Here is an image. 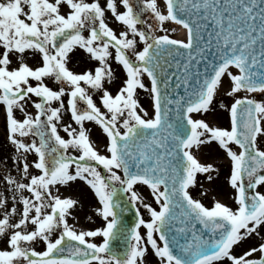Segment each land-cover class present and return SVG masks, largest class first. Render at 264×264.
Wrapping results in <instances>:
<instances>
[{
    "label": "snow or ice",
    "instance_id": "6c2138e0",
    "mask_svg": "<svg viewBox=\"0 0 264 264\" xmlns=\"http://www.w3.org/2000/svg\"><path fill=\"white\" fill-rule=\"evenodd\" d=\"M119 4L124 11L117 0H0V104L17 172L3 176L6 191H0V264H144L149 245L160 264H264V243L241 255L232 251L264 225V191L257 190L264 186V148L258 144V137L264 140V101L248 95L264 93V0H166V11L157 0ZM109 11L127 30L118 35L109 26ZM145 11L154 23L143 19ZM169 20L186 29V39L156 34L157 28L167 32ZM76 48L98 65L73 71L69 54ZM112 49L126 70L115 95L105 87L113 79ZM28 50L40 54V66L25 62ZM145 74L154 99L151 118L137 111L135 98L137 88H145ZM225 78L227 95L235 97L230 106L220 103L230 112V127L213 126L193 114L214 110ZM242 91L246 95L239 97ZM65 112L77 125L63 124L68 138L58 127ZM86 121L102 127L105 153L90 139ZM215 144L231 161L235 208L215 197L207 205L190 191L198 174L216 182L220 170L194 152L211 155ZM78 179L98 199L103 227L78 231L69 224L80 202L62 196L57 186ZM137 184L151 189L159 210L144 203ZM124 196L133 206L142 204L151 219L137 206L134 226L123 225L117 209L123 211ZM96 237L102 242L87 239ZM38 239L45 250L33 246ZM120 240L127 245L123 252L114 246ZM254 253L261 255L255 259Z\"/></svg>",
    "mask_w": 264,
    "mask_h": 264
},
{
    "label": "rangeland",
    "instance_id": "374dc122",
    "mask_svg": "<svg viewBox=\"0 0 264 264\" xmlns=\"http://www.w3.org/2000/svg\"><path fill=\"white\" fill-rule=\"evenodd\" d=\"M118 6L120 11H124L122 4H119V0H117ZM158 5L160 6L161 10L166 11V0H157ZM63 10H67L66 6H64ZM153 14L150 11H145L143 13V19L147 20L149 23H154L152 18ZM106 22L109 24L110 27L113 28L114 31L119 35L120 32L127 30V26L122 24L120 21L116 20V18L112 15L109 11L107 13V20ZM138 27H144V25H138ZM164 28L167 29L165 33L160 28H157L156 34L163 35L167 34L173 39H180L183 40L184 38L180 37L179 31L180 28L174 22L165 21ZM88 35L87 32L84 33ZM131 37V33H130ZM186 39V38H185ZM143 48V42H138V49ZM2 50V49H0ZM113 56L109 58V63L112 65L113 70V79L111 82H105V87L111 91L114 95L117 93L120 87L123 86V82L126 79V70L123 66L115 60V49L111 50ZM128 55L134 58V50L129 49ZM25 62L29 63L31 66L36 67L40 66L41 63V56L38 52L34 53L32 50H28L25 54ZM98 65V61L90 58V55L86 53L84 49L76 48L72 53L69 54V67L78 73H82L90 68L94 69L95 66ZM233 71H236L233 69ZM50 87L54 89H58L60 87L53 79H46L45 81ZM143 82L145 84L144 89L137 88L135 98L138 100L140 107L137 109L141 115L144 114V111L147 112L146 118H151L154 115L155 108H154V99L153 95L150 92L151 82L148 76L145 74L143 76ZM35 84V81H32ZM229 90V80L228 78L224 79L223 87L218 92L217 96L214 99L213 107L214 110L209 113H202V114H193L198 118H205L208 120L213 126H221V127H230V112L224 108L220 107V103L223 102L227 105H231L234 102L235 97L227 95V91ZM239 97H243L246 95L245 92H240L237 94ZM254 96L257 100L264 101V93L256 92L252 94H248ZM100 93L94 92L93 99L96 101L97 105L101 107L102 111H106L103 108L102 102L99 98ZM33 99H38L37 97L33 96ZM67 98H65L66 100ZM86 105H82L85 107ZM29 111L35 113L34 107H29ZM18 118H23V113L17 110L16 113ZM71 123L73 127H77L75 123L71 120L70 112H65L63 114V120L61 124L58 126L60 133L65 138H68L67 133L63 131V124ZM85 127L89 129L90 139L92 140L93 144L100 151L102 154L106 152L105 145L108 143V138L106 134L103 132L101 126L96 124L94 121H86ZM29 141L31 137L27 138ZM215 143V142H214ZM258 144L261 148H264V140H261L258 137ZM97 145H100L98 148ZM233 149L239 151L240 149L236 145H232ZM70 152L73 149H69ZM195 154L202 162H212L214 165L220 170V174L216 179L214 184H210L206 179L205 176L202 174H198L197 177V184L190 189L194 198L203 199L208 197L213 200V197L216 199L221 200L222 202L228 204L229 206L235 208L237 207L235 200H234V189L231 188L230 184L228 183V177L230 174L231 168V161L230 158L227 156L226 152L219 147L218 144H215L214 149L211 155L207 154V150L204 152H200L194 149ZM78 154V153H77ZM16 155L14 146L8 141V133L6 127V112L5 107L0 104V191H6L5 185L3 182V176L7 174L8 171H11L14 175L17 174L16 172V161L13 157ZM35 158V154H29V160ZM100 170L103 173L105 170L102 166H100ZM38 171V170H34ZM203 185V187H201ZM60 188V193L62 196H71L75 199L79 200V204L72 210L73 215L68 217L69 224L73 225L76 230H95L96 228L103 227L105 222L101 216L96 214L95 208L99 207V201L95 197L93 191L90 187L83 181L77 180L75 182H70V186H57ZM134 189L143 197L144 203H149L153 207H156L159 210V205L155 202L154 197L151 194V189L144 184H137L134 186ZM207 190V194L205 195V191ZM260 191H264V186H261L259 189ZM9 197L11 196V192H6ZM11 199L9 200V204H11ZM140 207V214L144 217V219L150 220L151 216L149 211L143 207L142 204L136 205ZM0 215H2V210H0ZM91 217V219H89ZM258 230L259 235L253 233L251 236L247 237L244 240L238 242V244L233 246V254L241 255L244 252L248 251L250 248L258 247L260 244L264 243V234H262V228ZM141 234L146 235V227L141 226ZM58 233L53 234V238H55ZM158 238V236H157ZM90 240H94L97 243L102 242V237L96 238H87ZM3 238L0 237V246H2ZM33 246L38 250H45L46 249V242L43 240L38 239ZM261 253H254L252 258L258 259ZM151 262V263H150ZM144 264H160L159 257L155 255L151 246H148V251L145 254ZM222 264H231L230 261L227 259L222 262Z\"/></svg>",
    "mask_w": 264,
    "mask_h": 264
},
{
    "label": "water",
    "instance_id": "95a60500",
    "mask_svg": "<svg viewBox=\"0 0 264 264\" xmlns=\"http://www.w3.org/2000/svg\"><path fill=\"white\" fill-rule=\"evenodd\" d=\"M122 207L123 211L117 209V211L120 213L122 223L126 227L131 228L134 226L135 222L138 219L136 214V208L128 201L127 196L123 197ZM114 246L118 251L121 252H123L127 247L126 242L124 240L116 242Z\"/></svg>",
    "mask_w": 264,
    "mask_h": 264
},
{
    "label": "bare ground",
    "instance_id": "6f19581e",
    "mask_svg": "<svg viewBox=\"0 0 264 264\" xmlns=\"http://www.w3.org/2000/svg\"><path fill=\"white\" fill-rule=\"evenodd\" d=\"M179 28H180V31H179L180 37L185 39L186 38L185 29L182 26H180V25H179ZM95 145H96V143H95ZM97 146H98V148H100L99 147L100 145H97ZM261 232H262V234H264V227L262 228Z\"/></svg>",
    "mask_w": 264,
    "mask_h": 264
},
{
    "label": "flooded vegetation",
    "instance_id": "af4514ba",
    "mask_svg": "<svg viewBox=\"0 0 264 264\" xmlns=\"http://www.w3.org/2000/svg\"><path fill=\"white\" fill-rule=\"evenodd\" d=\"M202 202H204V203L207 204V205H211L212 202H213V200L210 199V198H208V197H205V198L203 199ZM150 263H151V262H150Z\"/></svg>",
    "mask_w": 264,
    "mask_h": 264
}]
</instances>
